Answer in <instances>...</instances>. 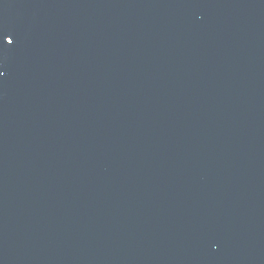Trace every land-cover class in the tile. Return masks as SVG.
Wrapping results in <instances>:
<instances>
[{
	"label": "water",
	"instance_id": "95a60500",
	"mask_svg": "<svg viewBox=\"0 0 264 264\" xmlns=\"http://www.w3.org/2000/svg\"><path fill=\"white\" fill-rule=\"evenodd\" d=\"M0 264H264V0H0Z\"/></svg>",
	"mask_w": 264,
	"mask_h": 264
},
{
	"label": "snow or ice",
	"instance_id": "6c2138e0",
	"mask_svg": "<svg viewBox=\"0 0 264 264\" xmlns=\"http://www.w3.org/2000/svg\"><path fill=\"white\" fill-rule=\"evenodd\" d=\"M5 38H7V40H6ZM3 39H4V41H5L7 44H12V43H13L12 38H11L10 36H8V35H5V36L3 37Z\"/></svg>",
	"mask_w": 264,
	"mask_h": 264
}]
</instances>
